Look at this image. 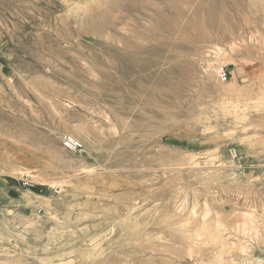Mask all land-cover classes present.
<instances>
[{
    "label": "rangeland",
    "instance_id": "374dc122",
    "mask_svg": "<svg viewBox=\"0 0 264 264\" xmlns=\"http://www.w3.org/2000/svg\"><path fill=\"white\" fill-rule=\"evenodd\" d=\"M0 264H264V0H0Z\"/></svg>",
    "mask_w": 264,
    "mask_h": 264
},
{
    "label": "built area",
    "instance_id": "2783aa9c",
    "mask_svg": "<svg viewBox=\"0 0 264 264\" xmlns=\"http://www.w3.org/2000/svg\"><path fill=\"white\" fill-rule=\"evenodd\" d=\"M217 75L222 80H226V66H221L217 69ZM62 145L68 152H77L82 148V144H80L76 139L72 136H66L62 138Z\"/></svg>",
    "mask_w": 264,
    "mask_h": 264
}]
</instances>
